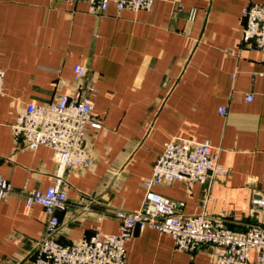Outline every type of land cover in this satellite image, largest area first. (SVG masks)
Returning a JSON list of instances; mask_svg holds the SVG:
<instances>
[{"label": "crops", "instance_id": "1", "mask_svg": "<svg viewBox=\"0 0 264 264\" xmlns=\"http://www.w3.org/2000/svg\"><path fill=\"white\" fill-rule=\"evenodd\" d=\"M253 2L264 0H156L152 10L111 3L95 14L86 0H0V173L15 190L0 197V264H34L47 212L19 189L45 190L57 168L51 148L16 140L13 122L28 103L64 92L89 95L102 126L89 129L91 166L66 172L59 241L118 232L113 210L141 207L142 182L175 137L210 140L228 174L154 189L182 201L185 214L208 212L237 231L262 224L252 199L264 192V56L241 40L242 11ZM77 63L96 92L79 90ZM212 252L179 250L172 235L149 227L127 242L128 264H217Z\"/></svg>", "mask_w": 264, "mask_h": 264}, {"label": "built area", "instance_id": "2", "mask_svg": "<svg viewBox=\"0 0 264 264\" xmlns=\"http://www.w3.org/2000/svg\"><path fill=\"white\" fill-rule=\"evenodd\" d=\"M86 1L89 10L95 14L105 12L111 3L119 10H152L156 3V0ZM241 21L242 43L260 50L264 56V2L246 5ZM74 72L79 90L97 91L86 82L89 68L85 64H75ZM5 75L0 66V94L5 91ZM252 98L248 94L247 100ZM220 112L226 113L227 108L222 106ZM92 126H102L95 116L92 98L67 92L48 103H28L13 122L16 140L34 150L40 146L51 148L57 167L54 183L45 190L27 185L19 189L29 205L40 204L47 212L46 232L37 242L34 264H128L127 242L133 238L136 229L148 227L172 235L179 250L192 252L204 246L212 249L217 264H264V192L254 191L252 199L255 209L263 215L262 224L237 231L208 212L185 214L182 201L154 189L156 185L166 186L177 180L212 182L228 174V168L219 162L218 149L210 140L189 137H175L166 142L153 165L152 174L142 182L146 193L138 210H113L112 214L120 222L118 232L98 230L90 237L71 243L59 241L57 235L62 223L58 212L65 210L69 201L65 175L70 169L91 166L95 151L88 141V134ZM14 191L10 179L0 173V197L6 200ZM252 251L255 252L254 259H251Z\"/></svg>", "mask_w": 264, "mask_h": 264}]
</instances>
